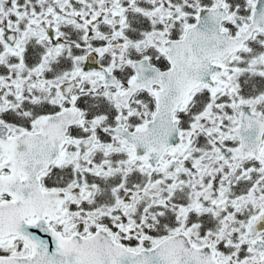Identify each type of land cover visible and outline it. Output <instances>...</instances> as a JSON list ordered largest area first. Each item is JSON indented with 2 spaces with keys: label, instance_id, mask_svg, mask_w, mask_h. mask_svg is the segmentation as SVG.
<instances>
[{
  "label": "snow or ice",
  "instance_id": "1",
  "mask_svg": "<svg viewBox=\"0 0 264 264\" xmlns=\"http://www.w3.org/2000/svg\"><path fill=\"white\" fill-rule=\"evenodd\" d=\"M0 264H264V0H0Z\"/></svg>",
  "mask_w": 264,
  "mask_h": 264
}]
</instances>
